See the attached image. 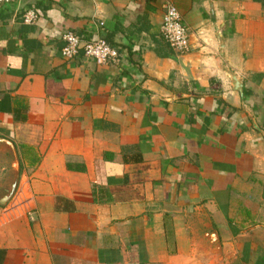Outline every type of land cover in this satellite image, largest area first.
Instances as JSON below:
<instances>
[{
	"label": "crops",
	"instance_id": "crops-1",
	"mask_svg": "<svg viewBox=\"0 0 264 264\" xmlns=\"http://www.w3.org/2000/svg\"><path fill=\"white\" fill-rule=\"evenodd\" d=\"M0 139L2 264H264V0L0 4Z\"/></svg>",
	"mask_w": 264,
	"mask_h": 264
},
{
	"label": "built area",
	"instance_id": "built-area-1",
	"mask_svg": "<svg viewBox=\"0 0 264 264\" xmlns=\"http://www.w3.org/2000/svg\"><path fill=\"white\" fill-rule=\"evenodd\" d=\"M11 1L13 0H0V4ZM163 8L164 12L161 22L163 38L177 51H187L189 48V39L179 11L171 2L164 3ZM36 17L35 11L30 9L24 13L23 20L25 22H32ZM62 39L64 45L61 48V54L66 59L77 55L80 49H82L85 56L92 58L99 64L106 63L109 59L117 57L118 54L117 50L104 37L85 40L73 32L66 31L62 35Z\"/></svg>",
	"mask_w": 264,
	"mask_h": 264
},
{
	"label": "water",
	"instance_id": "water-1",
	"mask_svg": "<svg viewBox=\"0 0 264 264\" xmlns=\"http://www.w3.org/2000/svg\"><path fill=\"white\" fill-rule=\"evenodd\" d=\"M1 143L4 144V147L8 149L12 156H13V176L12 181L9 184V187L6 189L5 193L0 195V204L4 205L13 195L16 185H17V178H18V159L14 150V146L11 141L7 139H0Z\"/></svg>",
	"mask_w": 264,
	"mask_h": 264
},
{
	"label": "trees",
	"instance_id": "trees-1",
	"mask_svg": "<svg viewBox=\"0 0 264 264\" xmlns=\"http://www.w3.org/2000/svg\"><path fill=\"white\" fill-rule=\"evenodd\" d=\"M106 39V38H105ZM107 40V39H106ZM108 42V41H107ZM110 44V43H109ZM2 256H3V251L0 250V264H2Z\"/></svg>",
	"mask_w": 264,
	"mask_h": 264
}]
</instances>
